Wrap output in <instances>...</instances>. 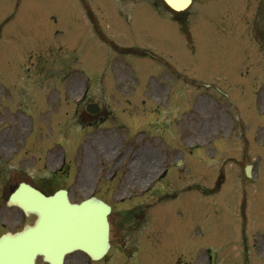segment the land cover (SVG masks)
Here are the masks:
<instances>
[{"label":"rangeland","instance_id":"1","mask_svg":"<svg viewBox=\"0 0 264 264\" xmlns=\"http://www.w3.org/2000/svg\"><path fill=\"white\" fill-rule=\"evenodd\" d=\"M81 1L0 0V184H56L74 203L96 189L118 212L133 194L158 226L154 264H264V0H194L180 19L150 0H84L104 43ZM165 192L178 200L156 203Z\"/></svg>","mask_w":264,"mask_h":264},{"label":"water","instance_id":"2","mask_svg":"<svg viewBox=\"0 0 264 264\" xmlns=\"http://www.w3.org/2000/svg\"><path fill=\"white\" fill-rule=\"evenodd\" d=\"M165 1L177 11L183 10L191 4V0H179L176 3L170 2L172 0ZM94 108H97V105L89 106L88 111L95 113L97 110ZM250 172L251 167L246 170L248 177L251 176ZM10 202L22 208L27 215H36L37 221L34 226H27L21 233L3 236L0 239V258L4 251L2 244L7 240L14 244L11 256L16 254L27 256L29 252L32 255L42 254L44 259L50 264H62L64 255L76 249L88 251L82 244L83 241H108L106 235L103 237L98 236L108 225L107 214L110 211L109 208L101 203L84 202L81 205H72L64 192L46 198L25 184H22L12 195ZM42 202L47 206L44 207ZM100 223L102 229L97 234L96 232L94 233L92 228L88 229L85 227L88 225H94L95 227L100 225ZM85 230H89V232L87 233ZM76 235L80 236L76 237ZM57 242L58 245L64 243L63 247L54 246ZM24 243H28L24 250L15 246ZM46 243H51L50 245L52 246L48 245L47 249H45L44 245ZM30 254L29 256L33 260L34 258ZM52 256L57 260L56 263L51 259ZM3 263L4 261H0V264Z\"/></svg>","mask_w":264,"mask_h":264},{"label":"flooded vegetation","instance_id":"3","mask_svg":"<svg viewBox=\"0 0 264 264\" xmlns=\"http://www.w3.org/2000/svg\"><path fill=\"white\" fill-rule=\"evenodd\" d=\"M12 1V0H11ZM25 1V0H24ZM10 4V0L8 2ZM21 3H24L23 0H13L11 2V6H15V8L21 7ZM83 4V9H85L86 15L89 17L88 19H94L89 13L88 5H86V1H81ZM155 6L159 5V0H153ZM88 4V3H87ZM23 6V5H22ZM1 41V39H0ZM4 59H9V55L4 56ZM7 61V60H6ZM3 60V62H6ZM100 114L91 115V117H98ZM147 179V178H146ZM145 179V180H146ZM149 179V178H148ZM14 182V178L7 179L6 183L0 184V233L1 231L6 229L7 223L9 220L14 223V210L19 211V217L17 221H19L23 225L24 215L18 209L9 207L7 205V200L10 195V191L14 190V187L11 185ZM158 180L156 178H150L149 182L146 184L145 189L146 191L158 192L157 186ZM54 186H57L56 184ZM124 190V189H123ZM70 194V192L68 191ZM167 197L174 196L176 199L175 194H170V192H165L162 194H166ZM158 194V193H157ZM7 198L4 203L5 196ZM92 197H96L101 199L102 201L106 202L112 207V213L109 216V223H110V248L108 252L103 255L100 259L94 260L92 259L87 253L84 251H76L72 254L68 255L65 260V264H154L153 262L156 261L154 254L158 255V250L155 246H153V237L158 234L157 232V224L151 226L143 225L144 216H145V209L143 210L139 205H131L130 203L134 200L133 194H122L120 201L130 202V207L126 211H114L113 206L108 203L105 197H101L97 194L96 189L92 191L90 195L85 197L84 199L80 200L83 201L85 199H89ZM162 196H158L157 201H160ZM2 206L4 208H2ZM245 201L241 203L240 206V218H241V225H242V234H241V246L242 249H245V253L248 254V239L246 237V218H245ZM147 213V212H146ZM154 218L156 215H153ZM133 217V222L128 223V220ZM23 227V226H22ZM151 228V229H150ZM149 230V231H148ZM9 232V231H7ZM6 233V232H5ZM4 233L0 234L3 235ZM151 238V240H150ZM92 247H97V250H94V253L99 252L100 249L103 248L104 244L102 242H92L90 244ZM172 263V261H169ZM200 263V262H198ZM36 264H47L44 263L42 258H39Z\"/></svg>","mask_w":264,"mask_h":264},{"label":"bare ground","instance_id":"4","mask_svg":"<svg viewBox=\"0 0 264 264\" xmlns=\"http://www.w3.org/2000/svg\"><path fill=\"white\" fill-rule=\"evenodd\" d=\"M170 2H174V3H176V2H179V0H172V1H170ZM151 175V173L149 174V175H147V177L148 176H150ZM47 205H44V207H46ZM103 248H104V246H103ZM36 256H39L38 254H36V255H32V257L33 258H35Z\"/></svg>","mask_w":264,"mask_h":264}]
</instances>
